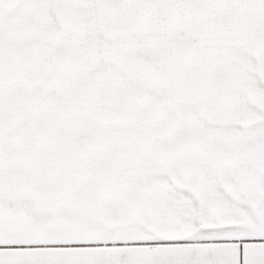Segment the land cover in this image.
I'll return each instance as SVG.
<instances>
[{
	"label": "snow or ice",
	"instance_id": "6c2138e0",
	"mask_svg": "<svg viewBox=\"0 0 264 264\" xmlns=\"http://www.w3.org/2000/svg\"><path fill=\"white\" fill-rule=\"evenodd\" d=\"M0 264H264V0H0Z\"/></svg>",
	"mask_w": 264,
	"mask_h": 264
}]
</instances>
